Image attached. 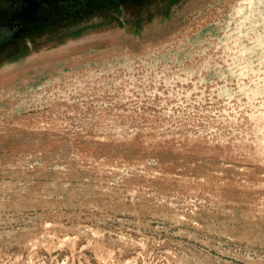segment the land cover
<instances>
[{
	"label": "rangeland",
	"instance_id": "374dc122",
	"mask_svg": "<svg viewBox=\"0 0 264 264\" xmlns=\"http://www.w3.org/2000/svg\"><path fill=\"white\" fill-rule=\"evenodd\" d=\"M0 62V264H264V0H155Z\"/></svg>",
	"mask_w": 264,
	"mask_h": 264
},
{
	"label": "flooded vegetation",
	"instance_id": "af4514ba",
	"mask_svg": "<svg viewBox=\"0 0 264 264\" xmlns=\"http://www.w3.org/2000/svg\"><path fill=\"white\" fill-rule=\"evenodd\" d=\"M155 0H0V62L47 38L78 32L120 15L141 13Z\"/></svg>",
	"mask_w": 264,
	"mask_h": 264
}]
</instances>
